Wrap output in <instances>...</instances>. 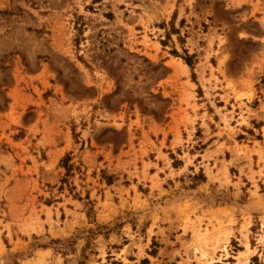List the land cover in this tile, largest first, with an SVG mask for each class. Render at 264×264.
<instances>
[{
    "label": "rangeland",
    "instance_id": "374dc122",
    "mask_svg": "<svg viewBox=\"0 0 264 264\" xmlns=\"http://www.w3.org/2000/svg\"><path fill=\"white\" fill-rule=\"evenodd\" d=\"M0 264H264V0H0Z\"/></svg>",
    "mask_w": 264,
    "mask_h": 264
},
{
    "label": "crops",
    "instance_id": "0c3cea01",
    "mask_svg": "<svg viewBox=\"0 0 264 264\" xmlns=\"http://www.w3.org/2000/svg\"><path fill=\"white\" fill-rule=\"evenodd\" d=\"M209 229H210V228H209ZM36 255H52V253H50V252L47 251V250H43V251L38 252Z\"/></svg>",
    "mask_w": 264,
    "mask_h": 264
}]
</instances>
